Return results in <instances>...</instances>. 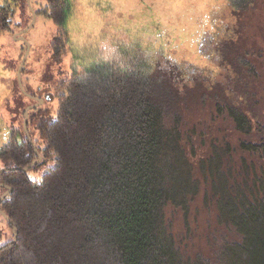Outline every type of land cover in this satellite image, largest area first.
I'll use <instances>...</instances> for the list:
<instances>
[{
  "label": "trees",
  "instance_id": "obj_1",
  "mask_svg": "<svg viewBox=\"0 0 264 264\" xmlns=\"http://www.w3.org/2000/svg\"><path fill=\"white\" fill-rule=\"evenodd\" d=\"M258 1L264 3L225 0L229 16L211 17L206 38L218 57L212 75L224 72L225 96L214 93L218 81L211 75L189 78L188 65L174 55L163 58L166 65L159 55L152 62L144 55L117 60L82 54L80 63L75 59L71 79L56 96V118L48 119L39 108L29 112L34 144L22 126L11 129L0 146L5 167L0 198L7 191L3 186L13 189L0 207L8 218L0 216L13 239L14 230L18 233L16 243L0 248V264H264V122L251 91L254 70L249 62L238 63V49L227 48L241 34V12ZM72 7V0H47L43 11L59 27L51 50L58 61L73 52L66 28ZM11 14L9 5L0 6V33ZM199 84L211 93L219 116L242 135L241 151L261 162L259 168L243 159L244 179L240 183L233 177L230 187L218 158L201 160L204 175L213 180L219 221L230 231L210 256L187 251L166 219L169 206L183 208L187 216L199 193L183 145L184 139L192 142L196 153V130L185 128L180 111L183 86L190 101L205 105ZM36 149L40 164L45 157L55 158L40 181L25 171L38 161Z\"/></svg>",
  "mask_w": 264,
  "mask_h": 264
},
{
  "label": "rangeland",
  "instance_id": "obj_2",
  "mask_svg": "<svg viewBox=\"0 0 264 264\" xmlns=\"http://www.w3.org/2000/svg\"><path fill=\"white\" fill-rule=\"evenodd\" d=\"M4 5L10 6L12 14L8 28L0 33V146L6 143L11 129L24 126L23 114L37 100H44L38 108L45 117L56 118L59 107L56 96L62 93L71 79L75 59L80 63L82 54L117 60L144 55L149 62L159 55L163 65L167 63L163 58L174 55V58L181 59V65H188L189 78H205L206 74L208 79L211 75L218 81L214 93L225 96L222 94L224 72L219 70L212 75L218 57L214 56L215 49L206 38L211 32L213 14L229 16L225 0H72V14L66 28L73 52L61 61L56 60L51 51L60 31L43 12L47 0H31V5L25 6L0 0V6ZM238 24L243 26L241 34L236 43L230 42L227 48L238 49L241 55L238 63L249 62L254 70L251 91L256 96L260 118L264 122L263 1L243 10ZM28 45L30 52L19 77ZM218 50L226 53L223 47H218ZM201 85L196 89L205 92V105L190 101L184 86L180 102L185 128L196 130L193 135L196 153H193L192 142L187 144L184 139L183 145L193 163L199 193L190 204L187 216L183 208L176 210L169 206L166 219L187 251L210 256L223 235H230V231L219 221L218 197L212 193L213 180L204 175L207 171L204 166L200 167L201 160L209 155L218 158L222 162V171L229 177L230 187L233 186V177H237L240 183L244 179L243 159L248 164L259 163V168L261 162L241 151L242 135L233 129L230 120L219 116L217 105H213L210 98L211 93ZM51 96L55 97L52 99ZM201 98L199 94L200 101ZM42 147L43 150L46 148L44 144ZM54 161L53 156L45 157L42 164L27 171L29 178L40 181L54 167ZM4 168L0 161V170ZM12 239L9 224L0 216V248L13 242Z\"/></svg>",
  "mask_w": 264,
  "mask_h": 264
},
{
  "label": "water",
  "instance_id": "obj_3",
  "mask_svg": "<svg viewBox=\"0 0 264 264\" xmlns=\"http://www.w3.org/2000/svg\"><path fill=\"white\" fill-rule=\"evenodd\" d=\"M28 4L31 5V0H28ZM27 31H28V30H26V31H24V32H27ZM20 39H23V38L20 37ZM29 52H30V46L28 45L27 52H26V55H25V57H24V61H23V64H22L21 69H20V72H19V77H20V75H21L22 68H23V66H24V64H25V61H26V59H27V57H28ZM42 103H44V100H42V101L37 100V103L34 104L33 106L28 107V108L26 109V112H25L24 128H25V131H26V133H27V135H28V138L30 139V142H31V143H33V141H32V139H31V137H30V135H29V133H28L29 112H30L32 109L38 108ZM33 144H34V143H33ZM36 152H37V154H38V156H39L38 161L35 162L33 165L29 166L28 168H26L25 171H29L30 169H32L33 167H35V166H37L38 164L41 163V161H42V156L40 155V152H39L37 149H36ZM1 171H3V170H1ZM3 187L7 188V191H6V192L1 196V198H0V207H1V204H2L3 200H4V199H5L10 193L13 192V189L8 188L7 186H3ZM0 212H1V214H2L5 218H8L7 215H6L3 211H1V209H0ZM14 235H15V239H14V241H13L12 243H16L17 240H18V233H17L16 230H14Z\"/></svg>",
  "mask_w": 264,
  "mask_h": 264
}]
</instances>
